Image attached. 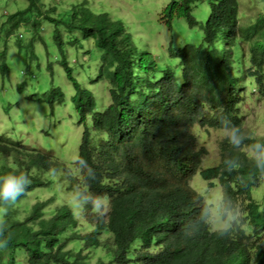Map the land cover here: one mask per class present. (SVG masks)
<instances>
[{"label": "trees", "instance_id": "16d2710c", "mask_svg": "<svg viewBox=\"0 0 264 264\" xmlns=\"http://www.w3.org/2000/svg\"><path fill=\"white\" fill-rule=\"evenodd\" d=\"M24 1L25 7L3 14L0 41L15 37L18 50H23L18 55L26 65L35 63L39 68L32 47L33 37L40 36L39 19L53 26L57 49L48 55L71 83L72 108L82 128L76 154L95 169L96 177L90 178L75 161L79 176H72L69 166L57 163L51 154L28 149L19 139L5 135H0V175L24 171L30 176L31 184L17 202L35 188H56L57 175L65 176V190L73 196L89 199L90 192L107 193L110 201L99 214L89 209L82 215L90 227L84 234L75 230L77 218L68 203L46 211L52 197L36 201L23 220L14 216L13 204L4 205L7 213L0 208V230L9 243L0 248V264L18 263L15 254L19 252L25 264H91L82 252L100 248L107 259L97 258L95 264H264V207L260 210L252 197L253 190L264 183V175L247 159L246 149H234L225 138L218 145V164L202 167L206 149L193 132L197 127L203 132L200 137L207 136L209 129L220 130L221 120L228 119L247 137L245 144L264 140L251 137L242 126L237 88L242 78L234 74L235 66L242 64L240 57H247L251 70L244 71L245 84H262L264 14L241 24L238 0H169L160 13L165 25L182 19L189 28L198 26L200 41L169 46V60L163 66L154 53L136 49L123 21L105 12L94 13L86 1L73 6L67 20L59 18L55 7L42 11L39 0ZM203 2L205 20L201 22L192 8ZM21 25L32 33L24 49ZM60 26L73 40L68 43H77L72 37L77 32L82 39L92 40L100 53L91 83H108L109 101L101 109L100 101L81 87L62 56ZM46 69L52 70L50 61ZM9 73L4 42L0 76ZM28 98L47 103L52 111L54 104L64 102L65 94L59 86H50ZM98 135L102 138L94 139ZM196 174L209 184L217 180L221 185L223 217L229 208L243 211L238 229L233 227L223 237L212 230L210 207L190 185ZM102 233L108 237L102 239ZM68 243L72 249H65Z\"/></svg>", "mask_w": 264, "mask_h": 264}, {"label": "rangeland", "instance_id": "374dc122", "mask_svg": "<svg viewBox=\"0 0 264 264\" xmlns=\"http://www.w3.org/2000/svg\"><path fill=\"white\" fill-rule=\"evenodd\" d=\"M86 1V6L94 13H107L111 19L123 21L126 30L132 34L134 45L138 51L144 49L146 52H152L156 55L160 65L166 66L168 59V47H177L187 42L197 44L200 41V29L197 27L189 28L182 19L175 20L171 26H166L164 19L160 18L163 7L169 0H39L40 9H50L55 7V12L60 15V19L67 20L71 8L77 4ZM26 6L24 0H0V21L4 19V13L12 14ZM205 2L200 3L198 7L192 8V13L198 20H205ZM202 14V15H201ZM259 14H264V3L260 0H238V19L239 23H251ZM2 15V16H1ZM56 17L55 15H53ZM41 26L39 35L33 37V52L38 55L39 68L35 63L26 65V62L19 56L18 46L15 37H5L1 34L0 46L6 44V59L10 65V73L6 77L0 76V135L10 136L19 139L25 147L42 150L44 154H51L57 163L69 166V172L72 176H79L73 162L76 158L77 148L80 141L81 126L77 125L76 114L72 108L71 96L73 88L66 79L65 73L53 58L48 55L55 52L53 45V26L46 23L43 17L40 19ZM24 39L21 47L32 37V33L27 27L19 30ZM60 36L62 39L63 55L66 64L72 67V76L79 82L82 88L91 91L98 102V109L101 105L108 104V83L101 80L98 83H91L95 76V67L98 66L99 51L92 44V40H84L75 32L74 36L77 43H68L73 41L68 38L67 30L60 26ZM39 37L42 40H39ZM244 49L246 46L243 45ZM51 64L52 70H47V63ZM241 65L237 64L234 74L237 79H241L237 84L242 101L239 103V112L242 117V126L248 131L251 137L264 138V75L261 85L256 83L245 84L247 74L245 69L251 70L247 64V57H240ZM54 62V65H53ZM175 67V66H174ZM243 70V73L241 71ZM23 84L22 89H17L19 84ZM50 86H59L65 94L64 102L54 104L52 111L45 102L30 100V95H37L47 91ZM100 103V104H99ZM90 125V120L87 121ZM193 132L198 134L199 145L206 149V153L201 160L202 167L215 166L219 162V142L223 140L226 133L221 130L209 129L207 136L200 137L203 133L195 127ZM91 133H93L91 131ZM101 139V135L94 139ZM55 176V175H54ZM58 182L54 187L35 188L26 195V198L12 205L15 209L14 216L23 220L27 215L29 208L36 201H44L52 197L53 202L49 204L46 211L52 209L60 203H68L71 210L74 211L77 218L75 230L80 234L89 231L90 227L82 219V215L73 209V193L65 190V176L57 175ZM190 185L200 195L210 207L211 217L209 222L213 231L222 229L226 223L223 217L221 207L222 187L217 180L211 184L203 181L198 174L194 175ZM58 191L55 194L53 189ZM253 199L260 205V210L264 207V183H260L252 192ZM102 206L106 207L107 204ZM53 210V209H52ZM3 215V211H0ZM102 239L108 237L107 233H102ZM80 243V242H79ZM81 244V243H80ZM73 244L68 243L65 249H72ZM88 255L91 264H95L97 258L107 259L105 249L90 250L82 252ZM16 264H25L23 254L16 253Z\"/></svg>", "mask_w": 264, "mask_h": 264}, {"label": "clouds", "instance_id": "9594fccd", "mask_svg": "<svg viewBox=\"0 0 264 264\" xmlns=\"http://www.w3.org/2000/svg\"><path fill=\"white\" fill-rule=\"evenodd\" d=\"M54 106V105H53ZM88 125V124H87ZM220 130L226 133L225 139L234 149H246L247 159L251 161L255 169L264 175V140H256L244 143L245 137L238 126L232 124L228 119H223L220 122ZM80 142V141H79ZM75 163L85 167L90 178L95 179V169L89 165L88 161L79 154L76 155ZM227 163H231L228 161ZM31 184L30 176L27 172H9L0 175V208H3L4 213H7V208L4 205L15 204L28 190ZM89 199H82L80 195L73 196V209L79 214H85L89 209L95 210L98 214L102 211V205L108 204L110 197L107 193L97 194L89 193ZM90 206V208L88 207ZM244 213L240 208H229L226 211V223L222 229H218V234L223 237L227 235L233 227L239 228L242 225ZM0 222H3V217L0 216ZM9 239L4 237L3 230H0V248H6Z\"/></svg>", "mask_w": 264, "mask_h": 264}, {"label": "bare ground", "instance_id": "6f19581e", "mask_svg": "<svg viewBox=\"0 0 264 264\" xmlns=\"http://www.w3.org/2000/svg\"><path fill=\"white\" fill-rule=\"evenodd\" d=\"M61 168V167H60Z\"/></svg>", "mask_w": 264, "mask_h": 264}]
</instances>
